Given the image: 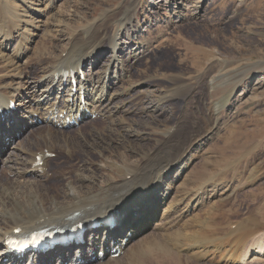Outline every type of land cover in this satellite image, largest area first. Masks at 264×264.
<instances>
[{"label":"rangeland","instance_id":"rangeland-1","mask_svg":"<svg viewBox=\"0 0 264 264\" xmlns=\"http://www.w3.org/2000/svg\"><path fill=\"white\" fill-rule=\"evenodd\" d=\"M183 2L184 7L174 12L175 0H0V88L8 91L10 98L13 95L16 102L20 98L18 94L24 96L22 89L26 86L17 84L19 73L13 67L20 65L21 71L26 68L28 73L22 72L23 80L33 82L38 77L41 64L53 65L54 61L63 58L75 60L77 49H84L86 53L93 45L96 46L99 29L105 33L103 40L100 38L104 46L101 44L102 47L95 51L96 48L92 58L87 56L83 59V73L87 77L92 73L96 75V72L102 74V67L111 52L108 35H114L116 41L124 46L120 55L125 69L122 81H115L118 85L114 83L109 88L111 117L104 109L103 115L88 116L78 127L65 130L53 127L58 133L57 139L63 132L62 135L69 137L70 141L67 148L55 149L47 158L48 174L45 180H40L39 190L34 189L31 183H25L34 179L32 173L27 175L24 171L23 177L17 176V171L22 172L29 165L24 156L22 160L25 162L16 163L11 171L6 170L9 166L2 163V158L5 160L13 157V151H21L16 144L27 145L33 136H30L31 132L38 126L45 128L46 124L39 123L26 131L28 125L22 129L20 134L25 133L21 139L11 143L9 150L3 149L0 157V204L15 197L21 202L29 200L31 208H34L33 203L40 201L47 205L46 191L61 194L66 182L77 177L74 170L82 163L96 169L99 176L112 174L118 178L124 172L122 165L136 159L128 154L129 150L117 149L114 140L108 151H101L103 156L100 157L96 149L84 152L79 145L84 147L92 137L106 140L111 137L109 135L120 137L125 128L137 129V133L124 144L130 147L129 139H150L145 148L137 145L139 150L136 153L150 149L148 153L152 156L158 150L155 159L159 157L160 161L154 159L151 164L163 163L192 144L181 163H174L168 177V186H171L168 191L186 200L191 190L195 192L196 186L212 180L206 183L204 199L205 202L212 198L209 204L211 200L217 202L212 216V223L217 224L215 236L207 239L210 248L217 244L219 250H230L229 241L214 243L212 240L222 236L235 220L239 222L250 215L260 220L264 231V0ZM129 18L131 22L128 23ZM124 27L129 30L128 36ZM134 47H137L138 54L131 56ZM211 79L212 88L209 87ZM31 105H36L35 100ZM216 105L219 107L213 114ZM46 127L50 128L49 125ZM170 137L172 144L174 139L180 141L177 140L174 148L166 151L167 154L159 150L160 141ZM43 145L41 143L40 147ZM110 162H114L113 168ZM144 186L141 183L132 185L116 205L130 206ZM81 188L83 191L77 196L83 201L89 189L86 185ZM209 192L212 196L208 195ZM57 201L59 204L60 198ZM163 201L164 195L159 208H162ZM205 206L195 208L193 212L198 211L191 213L187 220H194L196 214L203 216ZM2 208L5 211L6 208ZM207 216L210 215L203 217ZM153 223L143 227V232L152 229ZM137 230L134 224L132 231ZM257 245L255 239L240 245L239 251L243 254L252 248L243 264H264V255L258 256L253 252ZM172 249L167 253L165 249L163 253L154 251L157 255L153 252V256L147 252L141 264H229L217 260L218 255L213 252L202 257H185L177 248Z\"/></svg>","mask_w":264,"mask_h":264},{"label":"bare ground","instance_id":"bare-ground-1","mask_svg":"<svg viewBox=\"0 0 264 264\" xmlns=\"http://www.w3.org/2000/svg\"><path fill=\"white\" fill-rule=\"evenodd\" d=\"M134 1L135 0H133V2ZM183 1L185 0H175L174 12L175 10H180V8L184 7L185 4H183ZM178 16L180 15H177V17ZM121 19H124V17ZM127 21L128 23L131 22V18H129ZM123 24L125 26V23ZM88 25L91 26L90 23ZM124 29L126 31L125 34L127 33L126 35L128 36V28L124 27ZM104 34V30L99 29L96 37V40L98 41L97 43L95 42L97 45L92 46L91 44V49L86 53L84 52V49L83 51L80 49L79 51L77 49L78 54L76 55L78 56L75 60L63 58L58 61H54L53 65L52 63L51 65L46 63L41 64L38 67V77L33 82L23 80L24 77H22V72H26V68L24 71H21V67H19L20 65L13 67V69L19 73V75L16 76L18 78L17 84L26 86L25 89H22L25 93L23 97L21 94L20 96L19 94L17 96L20 97L18 99L19 101L17 100V105L20 108L17 111H9V102L13 101L15 97L11 95L10 98L9 92L5 91L4 88H0V119L15 121V125L13 126H4L0 124V138L2 137L1 134L3 132L7 134V132H11L13 127L19 129V127L23 128L24 126L28 125L27 122L33 121L35 119L34 116L38 113L40 116L44 113L46 119L49 121L59 122L61 124L65 123L64 118L68 117L69 119L77 120V118L84 116L86 110L91 112L90 109H92L93 113H100L99 115H103V111L106 109L107 111L105 112L111 117V110L109 107L111 96L109 94V88L114 83L116 85L115 81L121 80L125 74L122 57L120 55L121 48L124 46L120 44L119 40L116 41V39L113 37L114 35H108L107 42L111 45V52L107 63H105L103 67L101 66L102 74L96 72V75H92L94 74L92 73L89 74L88 77L85 76L84 79H81V75L78 72L81 69L80 64L83 63V59L87 56L88 58H92L95 55L94 52L102 47V37ZM6 36H8L9 39L11 38V35L6 34ZM100 38L102 40H100ZM8 43L9 42L6 43L5 47ZM18 47L19 45L16 47L17 50L20 49ZM83 48H85V46ZM136 49L137 47L131 49V52L133 53L131 56H136L138 54ZM18 56H21V54ZM10 62L11 60H9V63ZM26 73H28V70ZM61 73L63 75H61ZM65 73H67L65 80L70 84L68 87H66V85H64L61 81L62 77H65ZM72 81L76 83L75 88H73V84L71 85ZM212 82L213 81L211 79L209 81L210 88L213 87ZM118 87H120V85ZM53 95H56L55 99L50 101L51 96ZM81 99H84V103ZM33 100H35L36 105L32 106L31 103ZM22 107L26 110H24ZM218 107L219 106L216 105L214 111H212L213 114H216ZM123 130L125 132H123V134L121 132L120 137L116 136L113 138L112 135H109L111 137L106 140L99 137H90L91 139L89 141L86 140L88 142L84 144V147L78 144L84 152L96 149L100 157L103 156L101 151H108V148L110 149L111 142L114 140H116L115 147L117 149L120 150V148H126L129 150L128 154L132 157L135 156L136 159L134 162H123L124 164L122 163L124 172L118 176V178H115L112 176V174H103L99 176L96 169L92 170L87 167L86 164L82 163L81 165H77L76 169L74 170L77 177L73 180L69 179L66 182L61 194L48 193L46 191V196H48L47 205H44V202L40 201L33 203L34 208H31L29 200H23L21 202L16 200L15 197L11 198V201L8 199L0 204V262H6V264H33L35 262H37V264H49L48 259L55 256L56 264H63L65 261H67L69 264H85L88 261L92 262L91 259L93 257L95 258L94 260L97 259L94 261L95 264H141V259L145 253L149 252L151 255L154 251L163 253L164 249L167 253L168 250H173L172 248L174 247V249H178V252H183L182 256L185 257H202L209 252H213L218 255V259L226 263L243 264L246 260L248 252L252 248L249 247L248 250L243 254L242 251H239L240 245L246 244L247 241L253 239L258 241V245L255 247V249H253V252L258 256L264 255V243L262 242L264 238V231L261 229L263 225L259 222L260 220L258 221L252 215L241 219L239 222H236L235 220L234 228H231V225H229L228 229L226 230L228 232L225 231L222 236L212 240L214 243L218 241H229V244L231 245L230 250L224 248L219 250L217 249V244L210 248V244L207 239L211 236H215L217 224L212 223V216L215 215L214 205H217V202L213 203L211 200V204H209L210 199L212 198H207L208 200L205 202L204 199L206 198L205 195L207 194V190L205 191L206 183H210L212 180L206 181L204 184L202 183V186H196L197 188L195 189V192L189 188L191 192L189 191V197L186 194V200H184L183 197L180 198L177 196V192L175 193L176 196H173L174 194L172 195V192L168 191L171 187L168 186V177L170 176L171 170L174 167V163H177V165L181 163L182 159H184L183 157L187 154L188 147L192 145L191 143L182 148L178 155L175 154V157H170V159H166V161L163 163L151 164L155 157L158 156V150H155L152 156H149L148 153L151 152L150 149L147 152L143 151L142 153L146 152L143 155L142 153H136V151L139 150L136 146L141 145L145 148L149 145L150 139H148V141H145L146 137H141V139H129L131 140L129 147L125 145V141H127L130 136L132 137L134 133H137V129L125 128ZM26 131L29 130L27 129ZM56 133V129L53 127H36L35 131L31 132L30 136H33L27 145H23L21 142L16 144L17 148L21 149L22 153L20 150V152L13 151V157H4L5 160L2 158V163H7L10 168H13V165H16V163L20 164L21 162L31 161L27 166V168H30L32 166L31 163L34 161L33 156L35 151L44 150L45 152H54L55 149L61 150L63 147L67 148L70 138L62 135L63 132H60V138L57 139ZM174 140L175 141L172 144L173 140L171 137L163 138L160 141L161 147L159 150L166 152L167 150L174 148V145L179 139ZM179 141L178 143H182ZM41 143H44V145L40 147ZM47 144H49V146H47ZM3 145L5 144L0 143V157H2L1 154L3 151ZM34 148H36V150ZM122 151L123 149L120 152ZM23 156L25 161L24 159L22 160ZM161 156L163 157V155ZM157 159L160 161L159 157L155 160ZM113 165L114 162H110L111 168L114 167ZM183 165L186 164L183 163ZM181 166H179V168ZM25 170L26 168L23 169L22 172L17 171V176L23 177V172ZM40 171L41 172L33 174L34 179L32 181H25V183H31L32 187L37 190L40 189V180H45L46 174H48L47 170L45 171L43 168H41ZM177 172L178 169L176 170V173ZM140 173L143 174H141V176H137V174ZM159 174L162 175L158 178ZM137 183L145 184L139 193V197L135 199L130 204V206L116 205L123 193L126 192L132 185ZM83 185H86V189L89 190L87 192V197L82 201V199L77 196V193L83 191L81 190ZM212 192H214V190ZM132 193L133 191L129 194ZM209 193L208 195L212 196V194ZM163 195L165 201L162 202V208H159ZM58 198L61 200L59 204L57 203ZM203 204L206 205L205 214H209L210 216L203 217L205 214L203 216H201V214H196L194 220L192 219V221H188L187 217L190 216L191 213L198 211L200 205L203 206ZM2 207L6 208L5 211ZM195 208L198 209L193 212ZM216 208H218V206ZM113 209H119L120 212H125V216H118L113 220V222L116 223L113 229L104 227L102 229L103 232L97 236V234H99L101 231L100 227H85L80 237H77L65 244L56 245L53 248L48 249L47 252L49 253V257L46 259L43 257L42 253L36 252L23 256L9 254L7 253L8 246L3 243L5 238L17 228L22 232H26L41 227H54L64 224L88 222L92 219L98 220L108 215V213H110V211ZM151 222H154L152 224V229L148 230L147 232H143L142 228L148 226ZM134 224L138 229L135 232L132 231ZM173 225L177 226L173 228ZM127 231H131L133 233V236L130 239L126 238L125 236ZM136 235L138 236L136 237ZM166 243L168 245L165 248ZM112 244L120 250L123 249V253L116 258H110V256H108L101 261L96 255H88L92 253L95 248H102L105 250L106 247H111ZM169 246L171 248H169ZM71 248H74V251H71ZM219 253L221 255H219ZM155 255H157V253H155ZM158 255H160V253H158Z\"/></svg>","mask_w":264,"mask_h":264}]
</instances>
